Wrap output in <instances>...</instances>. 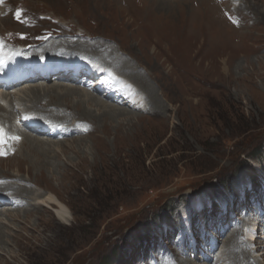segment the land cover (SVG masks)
<instances>
[{"label": "rangeland", "instance_id": "374dc122", "mask_svg": "<svg viewBox=\"0 0 264 264\" xmlns=\"http://www.w3.org/2000/svg\"><path fill=\"white\" fill-rule=\"evenodd\" d=\"M104 2L110 5L106 9L98 0H7L4 6L23 7L24 16L31 18L23 28L12 21L11 13L5 15L0 35L9 37V41L36 44L52 30L65 34L83 31L94 42L82 44L94 45L97 52H103L100 45L111 47L123 60L135 64V73L142 74L132 81L154 92L146 93L147 105L140 111L116 107L118 101L110 98V105L129 112L111 121L98 116L95 108L84 106L99 118L96 123L85 119L92 130L81 136L85 137L82 141L69 138L55 147L56 140L43 145L30 140L27 145L25 139L15 158L23 159L31 143L36 147L48 145L53 154L50 162L54 163L48 174H28L22 164L0 163V178L8 179L0 182L25 186L41 196L51 191L71 214L69 224H63L56 220L54 207L29 214L28 210L34 208L29 207L34 204L31 194H26V205L14 207L11 201L13 205L0 212V221L8 224L4 230L7 245L2 247L17 259L3 253L0 264H206L197 256L198 243L207 247L198 217L193 219L198 240L194 239L193 252L197 257L176 252L179 249L174 244L180 235L183 242L184 231L190 233L185 218L193 203L197 208L198 203L203 205L202 214H207L208 222H215L220 230L216 234L221 244L217 255L224 248L226 252L234 249L236 254L252 250L257 254L246 259L240 256L230 263L259 257L258 262L264 264V246L257 248L261 244L250 241L259 236L243 240L242 227L236 229L240 220L256 219L254 208L264 200V190L249 188L251 182L264 181V0H153L151 8L165 17L174 27L168 29L173 31L183 30L179 23L186 16L182 14L190 10H206L208 19L216 23L194 32L198 35L194 41L178 39L177 47L169 51L158 37L136 31V16L118 12L115 0ZM17 32L26 37L15 35ZM149 37L154 44L147 42ZM100 55L106 64L111 62ZM109 65L117 68V74L130 77V71L121 70L120 64ZM167 73L172 74L171 79ZM178 78L184 82L180 84ZM64 84L52 80L42 85L55 89ZM22 95L27 100L26 94ZM52 97L50 93L40 104L56 102L68 107L69 113H77L75 119H84L78 116L83 109L76 112L72 107L77 99L69 98L67 103ZM43 176L49 180L40 181ZM0 193L13 194L2 187ZM248 193L252 194L247 199ZM212 202L215 210L207 206ZM231 209L235 213H228L225 220L226 211ZM7 211L28 219L27 229L20 230L17 222L12 223ZM234 231L231 243L228 239ZM220 257L222 263L218 260L211 264L229 263Z\"/></svg>", "mask_w": 264, "mask_h": 264}, {"label": "bare ground", "instance_id": "6f19581e", "mask_svg": "<svg viewBox=\"0 0 264 264\" xmlns=\"http://www.w3.org/2000/svg\"><path fill=\"white\" fill-rule=\"evenodd\" d=\"M100 2V5L103 7V8H108V6H110L109 4L105 3L104 0H98ZM124 3H125V7L124 6H121L120 5V2L121 0H115V6H116V9L118 12H121V13H126V14H130L131 16H136V20H137V23L136 25L134 26L136 31L140 32L141 34L144 33L146 34L147 36H154V38L158 37L160 40H162V42L164 44H166V46L168 47V51L169 49L171 50L172 47H177V43H178V39L180 40V38H188L192 41L195 40V38L198 36L196 33L194 32H197L202 30L203 28H212V26L215 23V20H210L208 19V11L204 10H190L188 11L189 13L186 14V13H183L182 15L183 16H186L184 19H183V22L182 23H179L180 24V27L183 29L181 32L179 31H173L172 29H168L169 27L172 28L173 26H171L170 24H168L166 22V19L165 17L162 18V15L158 14L155 12V10H153L151 8V5L153 4V0H123ZM122 1V2H123ZM121 2V3H122ZM114 6V7H115ZM157 8L160 9L159 6H156ZM111 10V9H110ZM1 8H0V12H1ZM8 13V12H7ZM6 13V14H7ZM5 14V15H6ZM194 15H196V18H193ZM170 15H168L169 17ZM173 16V15H172ZM191 16V17H190ZM6 16H4L3 18H5ZM2 18V19H3ZM0 19V24H4L3 20ZM161 21V22H159ZM200 21H202V23H200V25H198L197 23H199ZM205 26V27H202ZM10 26V25H9ZM174 28V27H173ZM206 28V29H207ZM213 31V30H212ZM155 32H158V35L156 36ZM36 34V33H35ZM212 34V32H211ZM8 35V34H7ZM38 35V34H37ZM213 35L214 32H213ZM212 35V37H213ZM5 36V35H4ZM30 36V35H29ZM38 37V36H36ZM147 40V42H150V44H154L155 42H153V38H150ZM215 37V36H214ZM9 39V37H8ZM35 39V37H34ZM38 40V39H37ZM36 41V40H35ZM191 41V42H192ZM32 42V41H31ZM58 43H66L65 41H57ZM35 44V43H34ZM73 45H80L83 49L85 50H95L96 52L99 51L97 50L96 48H93L94 45H84V44H80V43H74ZM193 45V44H192ZM100 48H102L103 52H97L99 54H103L104 58L105 57H108L112 64H115V65H119L120 66H123V67H120L121 70H129V75L130 77H128L126 80L128 82H130V85H128V87L126 88V90H124L125 92L123 93L122 97L124 98L123 102L121 103L122 106L124 105H129V106H132L131 108H133L134 110L135 109H139L140 110H144L145 109V105H147V97L145 96L146 93L148 92V94H152V93H149L150 91L148 90L149 87L147 85H143V87L146 89H141V87H138L133 81H132V78H141V75H138L137 74V71L135 73V64H131V62L129 61V59L127 60H123L117 53L115 52L111 47H105L103 45H100L99 46ZM94 51V52H95ZM101 56V55H100ZM168 56V54L166 55ZM102 57V56H101ZM126 58V57H125ZM131 60V59H130ZM134 60V59H133ZM108 63V64H110ZM133 63V62H132ZM165 64H167V61L165 60L164 61ZM117 65V66H118ZM163 70V69H162ZM174 72V71H173ZM113 77H115V74H113V72H111ZM172 73V71H171ZM171 73H167L169 78H170V74ZM175 73V72H174ZM177 74V73H176ZM172 75V74H171ZM183 75V74H182ZM119 76V75H118ZM132 76V77H131ZM167 76V77H168ZM175 76V75H174ZM142 78L144 79V77L142 76ZM177 78V77H176ZM171 79V78H170ZM179 79V82L180 84H182L184 82V79L183 78H178ZM186 79V78H185ZM141 80V79H139ZM113 82L115 83H118V84H122L123 83L125 84V80L122 79L121 81H118L116 79L113 80ZM167 82V81H166ZM178 83V82H177ZM45 85V84H44ZM140 86V85H139ZM171 86V85H170ZM50 86H43L41 84V86L39 84H36V85H33L31 87H27V88H24V89H21L20 90V93L21 95L18 93V95L22 96L23 97V93L26 94V99H23L22 97H20L21 99V103L17 104L19 107H25V106H28V105H34V107H40L42 109H45L46 107L48 106H54V105H57L56 102H51L50 104L47 103L45 105H41V101L43 100V98H46V97H49L50 96V93L52 94V99L55 100V101H64V102H67L69 103L70 99L69 98H74V99H77L78 101L75 102V104H73L74 106V109L77 110L76 112L78 111H81L80 109H83V111L81 113L78 112V116L80 114V116L84 117V119H80L78 118L77 120H81V121H86L88 122L87 120H90L94 123H96L98 120L97 118H99L98 116H100L101 118L105 119L106 121H111V119H114V118H119L121 116H128L127 114H129V112L127 111H124V110H118V107L119 105H116V107L114 105H110V102L106 101V100H103L102 98L100 97H97L93 94H90V93H87L84 91V89L74 85V86H71V85H68V84H64L63 85V88L59 87V88H49ZM56 87L57 84H56ZM170 90V89H168ZM179 91V90H178ZM32 96V97H29L28 95ZM156 96V94H155ZM149 98V97H148ZM154 98V97H153ZM152 100V99H151ZM159 100V99H158ZM48 102V100H47ZM56 103V104H55ZM31 106V107H32ZM58 106V110L56 111H52V110H45V111H48L49 113H52V114H55L56 116H62L66 119H70V118H75L74 116H76V114H72L71 112L69 113L68 112V107L65 108L63 106ZM84 106H86V108L90 109V107H93L96 109V111L98 112V116L92 114V112H90L88 109H86ZM71 107V108H72ZM125 107V106H124ZM10 108L13 109L14 107L12 105H10ZM157 110L160 109V107H158V104L156 105L155 107ZM164 108V107H163ZM63 109V110H62ZM86 109V110H85ZM121 109V108H119ZM93 110V109H92ZM129 111V110H128ZM0 112L3 113L2 109L0 108ZM154 112V111H153ZM158 112V111H157ZM73 115V116H72ZM150 115V114H149ZM158 115V114H157ZM160 115V114H159ZM87 119V120H85ZM76 120V119H75ZM116 121V120H115ZM99 123V122H98ZM103 123V122H102ZM105 123V122H104ZM109 123V122H108ZM100 126V124H99ZM46 129L50 130V128L48 126H45ZM92 128V127H91ZM101 128V127H100ZM111 128V127H110ZM104 129V128H103ZM106 133H109V129H106ZM96 130H94L95 132ZM97 134V133H96ZM103 135V134H102ZM87 136V135H86ZM91 136V135H89ZM88 137V136H87ZM108 137V136H107ZM29 139H27V145L30 144V140H38L42 145H43V142H45L44 140L42 139H33L31 137H28ZM74 138V137H72ZM80 138V140H79ZM85 138V137H84ZM84 138H81V137H76L77 141L76 142H79V141H82V139ZM26 139V138H25ZM87 139V138H86ZM64 140H67V139H64ZM91 140V139H90ZM37 141V142H38ZM55 141V140H54ZM85 141V140H84ZM87 141V140H86ZM99 141V140H98ZM53 142V141H52ZM65 141H57L55 144H53V146L55 147H59V146H62V144L64 143ZM92 141H90L91 143ZM94 142V141H93ZM47 143V142H45ZM49 143V142H48ZM67 143V142H66ZM65 143V144H66ZM98 143V142H97ZM25 143L21 144L20 145V149L22 146H24ZM36 144V143H35ZM86 144V143H85ZM34 143H31V145L26 149V156L23 158V159H17L15 157L13 158H10V159H7V160H0V163H9L13 166H19V164H22L24 165V167H26V170H27V173L29 174V172L31 171H36V172H40L41 174H44V173H49L50 170H51V167H52V163L50 162L52 156L53 155L51 152H50V146L48 145H44L43 147L40 145L39 147H36V146H33ZM39 145V144H38ZM93 145V144H92ZM33 146V147H32ZM69 146V145H68ZM73 146V145H72ZM65 147V146H64ZM77 147V146H76ZM97 147V146H96ZM70 148V147H69ZM80 148V146H79ZM98 148V147H97ZM100 149V148H99ZM60 150V149H59ZM79 150V149H78ZM59 152V151H58ZM24 153V152H23ZM17 155V154H16ZM22 155V154H21ZM19 156V155H18ZM17 160V162H16ZM54 160V159H53ZM22 162V163H21ZM65 165V164H64ZM9 166V165H8ZM12 166V167H13ZM73 166V165H72ZM6 167V166H5ZM11 167V166H10ZM57 167V166H56ZM67 167V166H66ZM58 168V167H57ZM6 169V168H5ZM13 169V168H12ZM20 171V170H19ZM5 172V171H4ZM17 172H18V168H17ZM67 171L64 170V174L66 173ZM40 174V175H41ZM10 176V175H9ZM38 176V175H36ZM41 177V176H40ZM39 178V177H38ZM0 179H3V180H8L7 177H1ZM31 180V179H30ZM40 180V179H39ZM43 180H46L48 181L49 179L48 178H41L40 181H43ZM66 180V179H65ZM1 181V180H0ZM21 182H23V180H20ZM35 183V182H34ZM35 184L38 185V183L36 182ZM39 186V185H38ZM0 187H2V189H5L6 191H9V192H12L14 197H17V198H21L23 199L24 201L26 200V198H29L26 194H31L32 195V199L34 200V204H31L29 207L33 208V210H28L29 214H32L33 213H37L40 209L42 208H51L53 209L54 207V216L56 218V220L60 223H63V224H69V222L71 221V214L69 213L68 209H66L62 204L61 202L59 201L58 197L56 198L55 196H52L51 191H48L50 193H47L46 195H38L36 194L35 192L27 189L25 186H22V185H16V184H13V183H8V182H0ZM44 188V187H43ZM31 199V200H32ZM4 200V199H3ZM2 200V202H4ZM25 204H27V202L25 201ZM3 205V204H2ZM27 206V207H28ZM57 207V208H55ZM29 208V209H30ZM0 212H2V209H0ZM8 212V215H11L13 217V222H17L19 224V229L20 230H24L25 228L27 229V225L28 224V219H20L18 215L15 216L16 213L12 214V213H9ZM27 213V212H26ZM25 213V214H26ZM41 214V213H40ZM35 215V214H34ZM29 216V215H28ZM27 216V218H28ZM25 218V217H24ZM0 220H3V219H0ZM244 220V219H243ZM7 221V220H6ZM8 227V224H6L5 222H1L0 221V258H2L4 255L3 253L5 254H8L11 259H13L14 261H16L17 257H12L11 256V252H5L6 250H3V247H5L7 245V241L4 239L5 238V234H4V230ZM237 231H234L230 238L228 239L231 243H233V236L236 234ZM249 231H247V235H249ZM260 239H262L263 237H259ZM253 239H251L250 241H252ZM228 241V242H229ZM249 241V240H248ZM230 245V244H228ZM3 246V247H2ZM6 248V247H5ZM228 248V247H226ZM221 252H220V256H222V258H224L223 262H229L228 264H231V260L236 258V259H240V256L243 257L244 259H246L247 257H251V254L253 253H256L257 252H253L252 250H241L239 252V254H236L234 253V249L231 250L228 249V252H226L227 250H225V248L222 250L220 249ZM219 254V252H218ZM198 256V255H197ZM260 260L259 257H254L253 260L251 261L250 260H245L243 262H240V264H261L260 262H258ZM264 262V261H263ZM179 264V263H178ZM217 264V263H215ZM221 264V263H220Z\"/></svg>", "mask_w": 264, "mask_h": 264}]
</instances>
